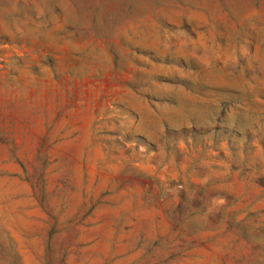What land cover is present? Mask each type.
Instances as JSON below:
<instances>
[{"label":"rangeland","instance_id":"1","mask_svg":"<svg viewBox=\"0 0 264 264\" xmlns=\"http://www.w3.org/2000/svg\"><path fill=\"white\" fill-rule=\"evenodd\" d=\"M0 264H264V0H0Z\"/></svg>","mask_w":264,"mask_h":264}]
</instances>
